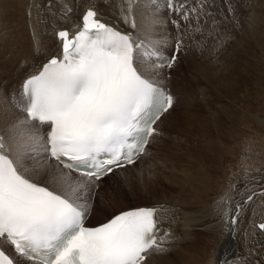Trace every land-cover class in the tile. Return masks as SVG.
Here are the masks:
<instances>
[{
    "label": "snow or ice",
    "instance_id": "snow-or-ice-1",
    "mask_svg": "<svg viewBox=\"0 0 264 264\" xmlns=\"http://www.w3.org/2000/svg\"><path fill=\"white\" fill-rule=\"evenodd\" d=\"M132 11L127 0L126 23ZM76 28L57 33L60 52L23 81V104L11 101L25 116L7 140L0 135V264H145L164 242L154 208L85 226L95 181L145 154L159 134L153 125L173 106V96L141 71L161 59L160 47L102 22L91 8ZM174 62L173 55L152 66ZM30 122L38 123L23 127ZM29 142L56 162L48 176L37 179L21 163Z\"/></svg>",
    "mask_w": 264,
    "mask_h": 264
},
{
    "label": "rangeland",
    "instance_id": "rangeland-1",
    "mask_svg": "<svg viewBox=\"0 0 264 264\" xmlns=\"http://www.w3.org/2000/svg\"><path fill=\"white\" fill-rule=\"evenodd\" d=\"M17 1L19 3H17ZM179 1L181 3L188 1L187 4L193 5L199 3L201 0H196V2H194L195 0ZM86 2L87 0H0V92H3V94H0V97L3 98L5 95H8L9 98L10 95L11 99L13 93L19 89V80L24 75L26 69L21 68L20 66L22 63L21 61L25 57L15 62L14 67L11 70H8V73L7 67L5 68L4 65L15 58V55L20 51L24 41L28 39V41L31 43L33 50V53L31 54L34 56L40 53H50L52 55L54 50L51 51L50 48H54V41L52 40L53 27H50L51 23L48 22L49 19H52L57 23L64 21L66 23L65 29H68L71 24L64 17L59 16V13L63 12L64 14H68L70 11H72V15L73 10L76 12L80 11ZM106 2V0L104 2L101 1L99 4L100 9H98L107 16L113 17V15L107 11V7L103 6ZM143 2L145 5L148 3L146 0H143ZM241 2L238 0H229L230 6L233 10L232 15L230 9L228 11L223 9V12L227 11L228 16L237 21V25L233 31L240 30L243 25L248 23L246 16L248 13L246 12L247 9H245L246 5H244L246 3L243 0H241ZM63 3L70 4L67 10L63 9L62 6L60 8H56V11L50 8L52 4L59 6V4ZM138 3L139 0H136L137 5ZM253 3L254 4L252 6H256L254 12L256 13L255 15L258 18V22L263 24L262 25L260 23V28H264V21L262 20L264 19V0L260 2L259 0H255ZM16 4H18L20 8H23L20 9L18 6H16L19 8L18 11L14 8L15 6H13ZM9 5H12L13 9L12 6L9 7ZM23 10L26 11L23 12ZM16 11H18L19 14ZM8 12L10 14H8ZM142 12L144 13H142V15L145 19L147 17H151V14L148 15L146 11L144 12L143 10ZM213 12L217 13V8L213 10ZM16 13L18 15H15ZM140 17L142 16L140 15ZM215 18L216 17H214L212 20ZM75 22L77 25L80 23V20L76 18V14ZM250 22H253V18H251ZM27 23L30 30V27H33L34 29L33 31L31 30L32 38L34 36L41 38L39 44H36L35 41L30 38L29 29L26 28ZM255 25L256 23L253 24V27H255ZM215 27L221 32H225V29L228 27V23H218ZM262 28L260 29V32ZM228 31L229 30L227 29L226 32ZM233 31L230 29V32H228L230 42H233L235 39H237L236 34ZM133 32L139 34L141 33V31L137 32V28H135ZM22 34L26 38L21 36ZM262 34L264 35V29ZM263 35H260V39L258 38V43L262 42ZM148 37L150 39H154L153 35ZM22 39L23 41H21ZM142 39L148 41L145 38ZM212 39L213 41L211 42L207 41L208 36L206 39L201 37L198 46H200V48L202 47V49H195L194 51L189 52L185 56L190 57L187 59L185 57V61L182 60V62L179 64V67L177 66L178 69L176 71V75L179 78L182 76L180 78V83L184 88L185 94L182 90L179 102L176 106L174 117L176 120L178 119V122H171L164 125L165 129L172 130L173 133L168 136V133L159 127V134L156 135L150 152L145 157V159L147 158L146 160L141 161L135 168H131L130 170L120 174H115L112 178H109L104 183H95L92 186L94 189V198L91 200L90 211H94V207L101 205L100 208L102 209V213L98 220L102 221L104 220L102 219V216L110 217L121 210L123 211V209L125 210L126 208L128 209L140 204H149L151 201L154 202V200L158 198L162 200H165L166 198V207H172L174 204H177L174 201L178 196L175 193L176 190H165L167 187L166 183L171 181V173H174V175L176 174L179 176V179L183 180L182 182L184 184H187L188 178L194 171V169H192V164H195V168L199 165V161L194 159L197 157L195 151L196 149L199 150L201 147H204L203 143L206 142L202 136H198L199 132L204 131V129L197 127V125L194 126L193 129H189V131H182V128L186 127L183 121L184 116L182 114H187L185 117L192 115L195 118L197 117L196 119L200 122H203L212 135L215 136L220 132H224L226 135L228 134L229 138H231V141L229 140L228 148L225 152L226 154L222 159L220 177L217 178L216 183L214 181V185L211 188L212 192H210L209 205L215 209H220L226 204V208H231L229 203V200H231L234 208L231 212V219L233 217H237L238 214L237 222L235 223L233 230L234 235L240 242L237 252L239 260L238 263L264 264V231L258 227L259 224L264 223V55L258 54L256 59V62L262 64L261 68H251L248 64L244 63L243 68L244 70H247H243V73L238 76L236 80V87L232 89L228 87L229 91L224 92L223 90L227 89H220L221 87L219 85L221 84H218L213 78L215 73H219L218 70L220 69L221 72L223 71L222 73L225 76H227L226 74H229L230 76L235 77L237 74H239L238 62L231 58V60L229 59V54L232 52V55L234 56L236 50L231 49L233 45L229 47L230 42L227 45L225 43L221 44V38L219 34H214ZM252 39L248 42L237 40L235 44L240 45L237 47L238 49H241L248 45V43H254L257 41L255 38L253 40ZM17 43H20L21 46ZM45 44H48L50 48L46 49ZM262 51H264V48ZM250 54L253 57L252 51ZM248 59L251 61L250 55L248 56ZM241 60H243V58H241ZM245 60L246 58H244L243 61ZM198 65H200V69H198L199 71L196 69ZM258 69L259 71H257ZM183 70L186 71L182 72ZM232 74H234V76ZM169 75H172V72L167 74V76ZM217 75L218 74H216V76ZM164 79L166 80V76ZM171 89L173 91L172 87ZM233 101H236V103H233ZM0 107H3V110H7L4 105H0ZM17 112L20 114L19 111ZM199 114L204 116L201 118ZM20 115L23 116L22 114ZM181 116L182 118L180 119ZM227 122L232 126L230 131L225 127L224 123ZM173 124L176 127L172 126ZM175 128H179L180 131L177 133L178 130ZM0 129V135L3 134L7 140L9 130L12 128H5L4 125L0 124ZM218 129L220 131H218ZM188 134L195 137L196 141H194V143L192 141L190 143L188 142ZM189 147H192V152H190ZM32 157H36L37 159L40 157L38 149L37 153L32 154ZM150 165H152L151 168H149ZM116 187H118V189L113 192L117 194L111 196L109 191H111V188ZM105 191H107V193ZM83 192L84 189H81V193ZM230 192L233 194V196H231ZM250 196L252 197L251 200L248 199ZM199 202L201 203V201L198 199L193 201L194 209L196 208V210H198L199 206V209L203 210L205 207ZM238 206L240 207L238 208ZM174 207L177 206L175 205ZM182 207L181 209H183ZM90 216L91 213L86 220V224L94 225L93 222H90ZM218 219L222 220V216H220V218H216V221H219ZM228 231L229 230H225L224 233L227 234ZM225 234H214L211 237H206V239L209 240L207 243V249L208 252L212 254V257H208L209 255L207 254L205 255V259H203L201 257L202 253L200 252L198 246L191 248L184 242H177V244L171 246L165 253L158 255H156L157 252L154 253L155 256L153 254L154 257H152V261L148 262V264H182L186 263L187 260H192V263H217V254L223 243V237ZM220 235H222V237ZM205 236H207L206 233ZM182 243L184 245H182ZM195 253H197L200 258L195 259V257H191L192 254L194 256Z\"/></svg>",
    "mask_w": 264,
    "mask_h": 264
},
{
    "label": "bare ground",
    "instance_id": "bare-ground-1",
    "mask_svg": "<svg viewBox=\"0 0 264 264\" xmlns=\"http://www.w3.org/2000/svg\"><path fill=\"white\" fill-rule=\"evenodd\" d=\"M22 1H24V0H22ZM51 1H54V0H51ZM101 1L104 2L105 0H87V2L81 8V10L77 11V12L75 10H73L72 15H71L72 11H70V13H68V14H64L63 12L62 13L60 12L59 16L64 17L71 24L67 30H69L70 33H72L77 29L76 28L77 24L75 22V14H76V18H78L81 22L82 15L89 8H91L93 10L94 9L96 10L98 18H100L105 23L114 26L116 29H118L122 33L131 34L132 36L136 37L138 39V41H140V40L145 41L142 38H145L148 41H154V42L158 43L161 53H168V54L172 55L173 51H174V43L177 40H179V38H183V43L180 45H184V48H186V46H187L190 49V52L194 51L195 49L196 50L202 49V47L200 48V46H198V43H199V40L201 39V37L206 39L208 36L207 41L212 42L213 41L212 38H213L214 34H219L220 38H221L220 39L221 44L225 43L227 45L230 42L228 32H230V29L233 31L235 29V26L237 25V23H236L237 21L233 18H230L227 14V11L229 10L228 8L225 7L227 0H214L213 3H211V4L209 3V6L207 8H202L203 6L199 5L201 8H200V10H198V12L194 11V10L186 11L188 18L185 19V21H188V24L185 27L181 28L180 31H182V33L177 32V30H176L177 23L173 26V24H172L173 22L170 20V17H169L170 11L168 9L165 10L164 8H161L160 6H158V5H160L159 0H146V1H148L147 5L144 4L143 0H139L138 5L136 4V0H133L132 17L127 23L124 20V15L126 14V9H127V0H106L107 2L103 6L107 7V11L110 14H112L113 17H109L106 14H104L102 11L99 10L100 9L99 4L101 3ZM238 1L241 2V0H238ZM243 1H245V3H246V4H244V3L243 4L246 5L245 9H247L246 12L248 13L246 15L247 19H248L247 20L248 23L246 25H243L240 30L233 31L236 34L237 39H235L233 42H230V46H229V47H231V45H233V47L231 49L236 50L234 56L232 55V52L229 54L230 55L229 59L231 58L234 61L236 60V62H238L239 74H237V76H235V77H232L229 74L225 73L227 75V76H225L222 73L223 71L221 72V69H220V70H218V72L222 73V74L215 73V76L213 78L214 81H217L218 84H221V85H219L221 87L220 89H227V90H223L224 92H228L229 88L232 89V88L236 87V85H237L236 80H237L238 76H240L243 73L244 63L248 64L251 68H255V67L261 68L262 67V64L256 62V59H257L258 54L264 55V51H262L264 48V35L262 34V31L264 28L261 27L262 30L260 32V29H261L260 23L261 22H258V18L255 15L256 13L254 12V9L256 8V6H252L254 4L253 2L255 0H243ZM260 1H263V0H259V2ZM194 2H196V0ZM235 2H237V1H235ZM9 3H11V2H9ZM13 3H15V2H13ZM17 3H19V2L17 1ZM70 4H71V2H70ZM70 4H64L63 3V4H59V6L52 4L50 6V8H52V10L56 11V8H60L62 6L63 9L67 10L69 8ZM235 4H237V3H235ZM155 5H157V6H155ZM256 5H258V4H256ZM11 6L9 5V7H11ZM13 6H15L14 8L19 11L20 6H18V4L13 5ZM13 6H12V9H13ZM16 6H18L19 8H17ZM9 7H7V8H9ZM122 7L125 9L124 13L121 12ZM22 8L23 7H21L20 9H22ZM216 8L218 10L217 13L213 12V10H215ZM12 9H11V11H12ZM223 9H225L227 11L223 12ZM48 10H47V12H48ZM140 10H142V11L144 10V12L146 11V13L148 15L151 14V17H147L145 19L142 15L143 12ZM18 11H16V12H18ZM25 11L23 10V12H25ZM260 13H261V11H260ZM8 14H10V13L8 12ZM18 14H19V12H18ZM18 14L16 13L15 15H18ZM244 14H245V12H244ZM140 15L142 17H140ZM194 15L199 16L200 20L196 21V19H194L192 21L190 19V17H192ZM19 16H21V15H19ZM22 16H24V15H22ZM257 16H259V15H257ZM214 17H216V18L214 20H212ZM251 18H253L252 23L250 22ZM132 20L135 21V24H136L135 28H137V32L141 31L140 34L133 32V30H135V28H133L131 26ZM262 20L264 21V19H262ZM23 21H24V19H23ZM48 22L51 23L50 27L51 26L53 27V38H52V40L54 41V48L53 47L50 48V46L48 44H45V48L46 49L50 48L51 51L54 50L52 55L50 53H45V54L40 53V54L34 56L33 54H31V53H33L32 45L27 39L26 41H24L20 51L15 55V58L10 60V62H8L7 64L4 65L5 68L7 67V73H8V70H11L14 67L15 62H17L18 60L25 57L21 61L22 63L20 66L21 68H26L24 75L19 80L20 85L23 83V81L28 76L37 72L43 63L47 62V60L49 58L56 55L61 50L60 49V41L58 39L57 33L60 30L65 29L66 23L64 21H60L59 23H57L52 19H49ZM223 22L228 23V27H227V29L229 30L228 32H226L227 29H225V32L224 31L221 32L220 30H218L215 27L218 23H223ZM254 23H256L255 27H253ZM23 26H25V25H23ZM28 26L29 25L27 23V27H26L27 29H29ZM30 28L32 31L34 30L33 27H30ZM31 30L29 29L30 38L32 40H34L36 44H39L41 38L38 36H34L32 38ZM24 32H26V31H24ZM18 35H19V33H18ZM152 35H153L154 39H150L148 37V36H152ZM260 35H263V40L261 39L262 42L258 43V41L261 37ZM21 36H23V34ZM23 37H25V36H23ZM252 38L257 39V41L254 43H248V45H246L247 47L244 46L243 48L238 49L237 46H240V45L235 44L237 42V40H240V41L243 40L245 42H248ZM21 41H23V39ZM17 44H20V43H17ZM20 46H21V44H20ZM57 49H58V52H57ZM251 51L253 53V57L250 54ZM185 55H187V54H185ZM185 55H183V52L177 53L178 58L172 64L171 69H170V72H172V75H169V76H167V74H170V73H165L167 71L166 70L167 67L162 68V67L152 66L153 64H156L154 60L149 62L148 66L141 68V71L145 75L151 77L157 84L163 85V87H165L172 94V96L174 98V103H173L172 108H170L167 112L163 113V115L160 116V119L157 120L156 124H155L156 129H157V127H161L162 129H164L168 133V136L171 135V133H173V132H172V130L165 129L164 125L171 123V122H173V123L178 122L177 121L178 119L176 120V118L174 117L175 112H176V106L179 102L182 90L185 94L184 88L182 87V85L180 83V78L182 76H180V78H179L176 75V71L179 67V64H180V62H182V60H184V58L186 57ZM249 55H250L251 61H250V59H248ZM231 56H233V57H231ZM189 57H186V59ZM241 58H243V60H244V58H246V60L243 61V60H241ZM196 69L197 70L200 69V65H198ZM196 69H194V70H196ZM246 70H244V71H246ZM184 71H186V70H183L182 72H184ZM257 71H259V69ZM233 73H234V71H233ZM216 74H218V75L216 76ZM232 75L234 76V74H232ZM165 76H166V80L164 79ZM167 79H169V80H167ZM177 81H178V83H177ZM171 87L173 88L175 95H174V92L172 91ZM0 94H3V92L2 93L0 92ZM219 94H220V92H219ZM0 98H1L0 105H4V107H6V109H7V110H3L2 109L3 107L2 108L0 107V124L4 125L5 128H8V127L13 128V126L15 124H17L18 120L23 119L25 114L23 112H21L19 110V108L15 107L14 104L11 103L12 98L10 99V95H9V98H8V95H5L3 98L2 97H0ZM21 98H22V100H24L23 96H21ZM233 103H236V101H233ZM233 103H232V105H233ZM209 104H211V103H209ZM237 104H238V102H237ZM240 106H241V104H240ZM216 110H218V109H216ZM17 111H19L20 114H22L23 116L18 114ZM183 113H187V112H183ZM182 115L184 116L183 121H184V124L186 125L185 128H182V131L183 132L186 130L189 131V129L191 130V129H193L194 126L197 125V127H201L204 129V131L199 132L198 136H202L206 140V142L203 143L204 147H201L202 146L201 145L200 146L201 148L199 150L196 149V151H195L197 157H195L194 159L199 161V165L195 168V164L194 163L192 164V169H194V171L191 173L188 180L186 179L187 184H184L182 182L183 180L179 179V176L176 174L174 175V173L173 174L171 173V175H172L171 181H168V183H166L167 187L165 188V190L166 189H170L171 191L176 190L175 193L178 196L177 197L175 196L176 200H174V201L177 204H174V206L176 205L177 207H174V206L166 207L165 206V204L167 202L166 198H165V200L158 198V199H155L154 202L151 201L149 204H140V205H137L135 207L133 206V207L128 208V209L126 208L125 210L123 209V211L121 210V211L117 212L116 214H114L110 217H103L102 216V219H104V220L99 221L98 218L101 217L102 209L100 208L101 205H98V207L93 208L94 211L93 210L90 211V213H91L90 222H93L94 225H89V226H96V225H99L101 223H105L111 217H113V216H115L121 212L130 210V209L154 208V209H156V216L159 219V224H158V228L160 229L159 237H163L164 242H163V244H161V250L162 251L161 250L152 251L151 255H148V258L145 261V264H148V262L152 261V259H153L152 257L155 256V255L153 256L154 253L157 252L156 255H158V252L165 253L168 251V249L171 246L177 244V242H179V243L184 242L186 245H188L191 248L198 246L200 249V252L202 253L201 257L203 259H205V257H206L205 255H207V254L209 255L208 257H212V254H210L208 252V249H207V247H208L207 243L209 242V240H207L206 237H211L214 234H216V235L217 234H223L224 235L225 230H229V231L223 237V243H222L221 247L219 248V252L217 254L218 255L217 256L218 257L217 263H210V262L209 263H206V262L205 263H192V260H187L186 263H182V264H241V263H238L239 260H238V256H237L238 246L240 245V242L236 238V236L234 235V232H233L234 225L231 223L232 219L230 217L232 209H234L233 203L231 202V200H229L231 208L230 207L226 208V204H225L220 209H215L213 207H210V205H209L210 192H212L211 188L214 185V181L216 183L217 178L220 177V173H221L220 167H221L222 159H223L224 155L226 154L225 152L228 148V143H229V140L231 141V138H229L228 134L226 135V133H224V132H220L219 134L214 136L210 133L209 129L207 128V126L203 122H200L199 120L196 119L197 117L195 118L192 115H188L185 117V115H187V114H182ZM199 115H197V116H199ZM203 116H201V118ZM181 118H182V116L180 117V119ZM36 123H38V122H30L28 125H25L23 127L31 128L32 124H36ZM224 124H225V127L230 131V129L232 127L231 124L228 122L224 123ZM172 126H174V124ZM174 127H176V126H174ZM46 128H47V125H44L43 128L41 129V132H43V130H45ZM176 130H178L177 133L180 131L179 128ZM232 130H233V128H232ZM218 131H220V130L218 129ZM197 134H198V132H197ZM190 135H191V133H190ZM190 135L188 136V142L190 143L192 141L194 143V141H196V139L194 136H190ZM222 136H223V138H222ZM23 140L24 141L28 140V134H26L23 137ZM152 145L153 144L151 141L145 149V154L147 152H150ZM24 148H25V150H24L23 155L21 157V163L28 169L29 172H32V171L37 172L39 174L37 176V179L48 176L51 172H53L55 170L56 162L52 159H44V157L48 156L49 154L45 153L39 145H36L33 147L29 142L28 144L24 145ZM37 149L39 150V153H40V157H38V159L36 157H32V154L37 153ZM189 149H190V152H192V147H189ZM145 154L141 155L139 160H137L134 164L128 165L124 168H119L117 170H114L109 175L104 176L101 180L95 181V183L96 184L97 183H99V184L104 183L109 178H112L115 174H120L122 172H126V171L130 170L131 168L137 167V165L141 161H144L147 159V158L145 159V157H146ZM182 160H184V159H182ZM151 166L152 165H150L149 168H151ZM74 175H76L78 178L83 179L82 177H79L78 173L74 174ZM116 189H118V187L111 188V191H109V194H111V196H114V194H117V193L113 192ZM206 191H207V194H206ZM105 192L107 193V191H105ZM231 196H233L232 193H231ZM153 197H154V195H153ZM195 199H198L199 201H201V203L200 202L199 203L204 205L205 208H203V210H200L199 206H198V210H196V208L194 209L193 201ZM181 207L183 209H181ZM220 216H222V220L218 219L219 221H216V218H220ZM252 220H253V218H252ZM205 233L207 234V236H205ZM165 234H167V236H165ZM220 236L222 237V235H220ZM182 245H184V244L182 243ZM1 246H3V245H1ZM178 252H180V251H178ZM191 257H195V259L200 258V256L197 253H195L194 256L192 254Z\"/></svg>",
    "mask_w": 264,
    "mask_h": 264
}]
</instances>
